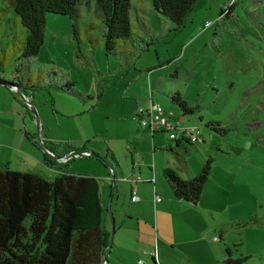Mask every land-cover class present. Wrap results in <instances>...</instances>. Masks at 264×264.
I'll return each instance as SVG.
<instances>
[{"label": "rangeland", "instance_id": "obj_1", "mask_svg": "<svg viewBox=\"0 0 264 264\" xmlns=\"http://www.w3.org/2000/svg\"><path fill=\"white\" fill-rule=\"evenodd\" d=\"M129 15L133 38L116 40L114 51L107 53L105 26L94 13V0L81 5L78 44L91 52L95 69L76 54L69 16L46 13L44 41L31 59L33 77L39 68L46 77L55 70L74 81V88L52 85L29 91V113L20 100L10 98L8 86H0L5 96L0 98V166L45 177L57 174L58 168L49 165L50 172L40 169L46 167V150L26 137L25 130L41 142L84 144L94 153L75 157L68 166L95 176L102 203L109 206L115 188L109 167L116 172V191L128 197L129 182L122 177L131 176L132 166L142 158L153 161L172 197L152 223L151 247L158 241L153 255L164 258L160 264H227V246L244 264H264V0H196L179 29L151 0H130ZM91 21L96 24L93 44L85 36ZM26 31L12 0H0V50H11V59L0 66L6 79L13 77ZM173 91L192 112L183 113L170 99ZM150 95L180 126H198L200 139L175 145L168 132H155L153 150L152 128L135 117L138 106H148ZM209 119L218 120L222 129L207 124ZM144 129V135L137 133ZM135 143L141 147L134 148L138 154ZM209 157L211 170L200 199L192 203L175 196L162 167L170 165L186 178L197 174ZM104 216L112 223L109 209L104 208ZM164 238L168 246L161 245ZM142 258L156 264L147 254Z\"/></svg>", "mask_w": 264, "mask_h": 264}, {"label": "trees", "instance_id": "obj_2", "mask_svg": "<svg viewBox=\"0 0 264 264\" xmlns=\"http://www.w3.org/2000/svg\"><path fill=\"white\" fill-rule=\"evenodd\" d=\"M91 1L12 0L13 9L27 31L12 69L13 77L9 80L0 75V84L8 86L15 97L20 94L11 88L12 85L18 86L26 95L29 91L52 85L73 91L74 81L65 74L58 76L55 70H49L46 77L39 68L38 75L33 77L31 59L38 54L44 41L46 13L54 12L69 16L72 36L77 40L76 54L83 56L84 62L96 69L91 52L83 51L78 44L81 37L78 27L80 7L83 4L89 6ZM195 2L151 0L154 9L167 16L175 24V29L184 25ZM129 9L130 0H94V13L105 26L107 53L114 51L116 40L133 38ZM95 30L94 21L85 26V36L92 44L96 38ZM10 59L11 50L3 46L0 66H5ZM262 75L264 77V49ZM170 99L178 104L183 113L192 112L193 107L179 92H171ZM23 103L30 113L28 105ZM207 124L214 129H222L218 120L209 119ZM24 135L40 147L43 143L53 152L54 155H51L43 151V160L61 172L45 177L37 172L0 166V264H101L105 246L110 243L109 233L102 222L103 205L98 179L93 175L73 172L68 166L70 160L59 162L55 157L68 149L87 148L84 144L79 146L70 142H41L35 133L27 130ZM180 139L196 142L187 137H180L177 141ZM174 144L178 145V142ZM166 147L174 152L177 159L181 158L174 146ZM210 170L211 157L205 159L197 174L186 178L170 165L162 167L163 176L175 196L192 203L200 199ZM226 252L227 264H244L242 256H232L230 247H226Z\"/></svg>", "mask_w": 264, "mask_h": 264}, {"label": "crops", "instance_id": "obj_3", "mask_svg": "<svg viewBox=\"0 0 264 264\" xmlns=\"http://www.w3.org/2000/svg\"><path fill=\"white\" fill-rule=\"evenodd\" d=\"M0 86L3 87L6 85L0 84ZM2 96H3V99H5L4 94L2 93V91H0V98H2ZM8 98H9V95H8ZM10 98L11 99L13 98L14 100H18V101L20 100V102L22 103L24 102L20 96L15 97L13 93H12V97ZM30 98H31V95H30ZM3 111H4L3 108L2 109L0 108V113H3ZM5 111H8V110H5ZM13 112L17 114V117L20 116L18 111L16 112L15 110H13ZM22 120L23 121L25 120V117L23 115H22ZM159 128L160 127L157 126L155 130ZM145 129L142 131L138 130L137 133L140 135L141 134L144 135ZM160 131H164V130H156V131L152 130L151 140H152V143L154 144L153 150L156 148L155 139H154L155 132H160ZM130 138L131 140L133 139L132 137ZM181 141L183 140L180 139L179 141H177L176 139H174V142L179 143ZM138 145L139 144L137 143L133 145L134 151H136V149L134 148L138 149L140 147V145L139 146ZM85 148L87 147L85 146ZM139 149L141 150V147ZM131 156H132V153H131ZM112 157L114 158V154H112ZM131 162L133 165V160ZM45 165L46 167L42 165L44 167L40 169H44V171L50 172L49 169L47 168L48 165L46 163ZM70 169L74 172L72 166L70 167ZM57 170H58L57 174H59L61 170L59 168ZM40 173L41 172H39V174ZM131 173H132L131 176L133 177H136V175L137 176L139 175L141 177V180L132 181V182L128 181L129 182V189H128L129 196L127 197V194H125L124 191L122 190L119 192L116 191L117 185L115 184L114 186L115 188L113 190L111 202L109 206H106V205L104 206L102 203L103 205L102 222L109 233V238H110L111 232H113L112 239L110 240V244L105 248L106 253H105V257L103 256V260L106 261V264H135V262L138 260L142 261L141 264H143V262L144 264L145 263L151 264L148 258H142L143 254H147L150 257V259H152L156 264L158 263L160 264L164 262L163 260L164 258L163 257H162L163 259L160 258V254L158 255V257L156 256L155 258V256L151 252H149L153 250V248L156 247V245L158 244V241H157V244L151 247L152 246L151 245L152 223H153V220L156 218V215L158 216L160 213L163 215L164 208L170 201H172L171 193L167 191L168 189H166L163 183L162 177H160V175L159 177H157L155 162L153 161L144 162L142 158V161L140 160L139 162H137V164H134L132 166ZM57 174L55 173V175ZM115 175H116V172L114 169V176ZM132 187L135 188L136 194L139 197V199L136 201L130 200V194H131ZM159 191L163 192L162 195L164 196V198H162L161 196L160 200L155 201L154 195L155 193L160 195ZM104 208L110 210L112 214V223L109 218L106 219V217L104 216ZM154 227L155 226H153V228ZM167 239L168 238H164L162 240L161 245L168 246ZM137 264L139 263L137 262Z\"/></svg>", "mask_w": 264, "mask_h": 264}, {"label": "built area", "instance_id": "obj_4", "mask_svg": "<svg viewBox=\"0 0 264 264\" xmlns=\"http://www.w3.org/2000/svg\"><path fill=\"white\" fill-rule=\"evenodd\" d=\"M11 88L13 90H17L15 85H12ZM23 99L27 105H30V97L23 93ZM135 117L138 120L140 125H147L152 128V130H155L157 126H159L164 131L168 132V135L171 139H178L180 137H187L190 141H197L200 139V129L198 126H180L178 121H174L162 108L160 104L155 102L152 99V96H149V104L146 107L138 106L135 111ZM46 151L54 155L53 152H51L49 149H46ZM92 154V151L89 149H68L67 151L63 152L62 154L55 156L56 159L59 162H67L75 157H80L83 155H90ZM109 172L111 174V178L114 177V169L112 166L109 167ZM123 180L126 181H137L141 180V177L138 175L136 177L133 176H124L122 177ZM153 180V179H152ZM160 195L155 193L154 200H160ZM139 197L136 194L135 188L132 187L131 194H130V200L136 201ZM152 254H154L153 250L151 251ZM142 261L139 260V264H141ZM101 264H106L105 260H102Z\"/></svg>", "mask_w": 264, "mask_h": 264}, {"label": "water", "instance_id": "obj_5", "mask_svg": "<svg viewBox=\"0 0 264 264\" xmlns=\"http://www.w3.org/2000/svg\"><path fill=\"white\" fill-rule=\"evenodd\" d=\"M16 89H17V91H18V93L21 95V97H23V93H22V91L20 90V88L18 87V86H16ZM30 108H31V110H32V112H33V114H34V107L31 105L30 106ZM36 121L37 122H39L38 121V117H36ZM41 147H42V149L43 150H46L47 149V147L42 143L41 144ZM94 152H92V154H93ZM112 179H113V188H114V180H115V178L114 177H112ZM112 234H113V232H111V235H110V238H109V243H110V240L112 239ZM105 247H107V246H105ZM105 252V251H104ZM104 257H105V253H104Z\"/></svg>", "mask_w": 264, "mask_h": 264}]
</instances>
